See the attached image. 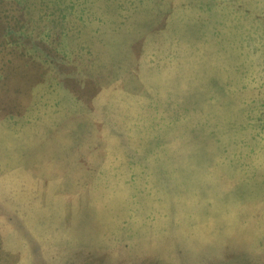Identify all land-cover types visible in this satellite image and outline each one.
Segmentation results:
<instances>
[{"label":"rangeland","instance_id":"rangeland-1","mask_svg":"<svg viewBox=\"0 0 264 264\" xmlns=\"http://www.w3.org/2000/svg\"><path fill=\"white\" fill-rule=\"evenodd\" d=\"M0 264H264V0H0Z\"/></svg>","mask_w":264,"mask_h":264}]
</instances>
